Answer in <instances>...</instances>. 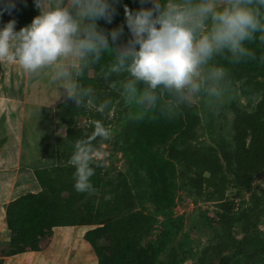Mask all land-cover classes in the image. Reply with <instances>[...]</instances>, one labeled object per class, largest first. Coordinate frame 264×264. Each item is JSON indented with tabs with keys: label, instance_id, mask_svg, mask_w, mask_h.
I'll list each match as a JSON object with an SVG mask.
<instances>
[{
	"label": "clouds",
	"instance_id": "1",
	"mask_svg": "<svg viewBox=\"0 0 264 264\" xmlns=\"http://www.w3.org/2000/svg\"><path fill=\"white\" fill-rule=\"evenodd\" d=\"M119 2L34 0L39 15L30 25L17 31L11 20L0 27V61L18 64L31 74L48 70L50 81L63 89L66 100L105 112L110 101L97 104L96 90L81 80L112 53L114 59L100 68L99 76L135 109L127 114L132 122L157 110L172 118L196 97L205 98L210 108L223 103L231 81L229 72L215 63L217 58L231 65L264 63V54L258 57L246 47L247 43L264 46V0H223L222 5L218 0H139V9L124 6L128 38L123 43L118 42L125 26L107 33L98 27L100 20L112 23ZM0 3L5 5L0 16L6 11L10 15L13 0ZM110 135L96 121L92 132L76 141L70 159L76 192L94 190L92 177L102 166L94 142L107 141Z\"/></svg>",
	"mask_w": 264,
	"mask_h": 264
},
{
	"label": "rangeland",
	"instance_id": "2",
	"mask_svg": "<svg viewBox=\"0 0 264 264\" xmlns=\"http://www.w3.org/2000/svg\"><path fill=\"white\" fill-rule=\"evenodd\" d=\"M32 1V6L26 8L27 11L20 2H14L15 7L11 9V14L9 15L7 11L3 14L5 24L17 17L18 31L30 25L39 15V10L35 7L34 0ZM218 3L222 5L223 0H218ZM124 6H127L129 10L141 7L132 0H120L115 5L116 12L112 23L108 24L100 20L98 27L105 32L118 28L125 20ZM149 6L144 5V7ZM4 7L5 5L0 3V8ZM25 11L27 13H24ZM246 47L255 51L258 57L264 54L259 52L264 46L258 43H247ZM215 63L229 72L230 91L223 103L215 108H210L203 97L191 100L190 105L201 117V126L195 140L186 142L183 138L188 119L181 106L172 118L162 116L157 110L143 119L145 123L160 121L164 124L163 134L166 136L162 139L160 137L153 139L148 149L168 162L166 169L168 195L166 197L156 194L145 167L135 161L134 154L127 146L116 147L108 143L98 150L101 153L100 160L106 163L103 181L99 187H94L93 191L76 196L78 199L74 207L79 211L82 223L92 233L97 252L104 264H167L173 255L179 258L185 252L188 259L180 264H197L201 251L213 241V232L207 224V217L215 216L217 209L214 205L195 197L189 183L190 175L179 161L169 157V150L177 146V149L183 151L188 143L194 146H216L221 127H225L227 118L232 119L228 108L230 103L236 101L242 107L253 111L260 101L261 89L264 87V63H260L259 60L231 65L217 58ZM101 67L100 62L99 65L90 67L87 72L90 77L99 78ZM22 70L18 64L0 61V97L17 95L19 85L22 84L18 81L20 80L18 75H22ZM2 103L0 100V104ZM96 108V106L88 105L89 111H95ZM113 110L120 111L119 117L122 118L110 128L112 139L123 134L124 125L128 119L127 114L135 109L120 100ZM56 121V126L62 127L58 117ZM76 121L81 126L90 123L88 117L82 114L76 117ZM228 130L227 127L226 131ZM61 131L57 130L55 138V142H59L57 164L67 166L70 165L75 143L65 138V128L63 132ZM60 152H64L65 156L61 158ZM52 185L54 191L62 193L63 197L69 196V190L75 191L73 186H66L57 178ZM262 187H264V173L255 181L256 191ZM228 195L235 200L237 213L250 204V194L231 189ZM111 204L114 209L117 206L114 212L107 210ZM260 229L264 232V222ZM120 232L124 234L122 238L124 245H132L130 250H124V247L118 246ZM235 234L238 238H243L240 227L235 230ZM25 247L26 245L17 244L16 250H22Z\"/></svg>",
	"mask_w": 264,
	"mask_h": 264
},
{
	"label": "trees",
	"instance_id": "3",
	"mask_svg": "<svg viewBox=\"0 0 264 264\" xmlns=\"http://www.w3.org/2000/svg\"><path fill=\"white\" fill-rule=\"evenodd\" d=\"M132 1L139 4V0ZM19 2L27 11L33 1L19 0ZM26 11L24 13H27ZM3 17L0 16V27L5 24ZM122 25L125 26L124 35L118 43H123L128 38L125 20L119 27ZM259 52H264V47L263 49L261 47ZM113 59L112 53L105 54L101 61L102 67L107 66ZM122 79L123 77H113V80ZM81 83L96 90L97 104L108 100L111 107L110 110L101 112L98 107L95 111H89L88 106L77 107L74 102L68 100L62 103L56 116L61 122V128H65V138L73 143L83 139L85 133L90 134L96 121H101L110 131L111 126L122 118L119 117L120 111L113 110L115 104L122 100L114 87H109L101 77H90L87 71ZM118 86L117 84L115 87ZM181 107L188 119L183 138L186 142L195 140L201 126V117L190 104ZM228 108L232 119L227 118L225 127H221L216 146H194L188 143L183 151L173 146L169 150V157L179 161L190 175L189 183L195 197L214 205L217 209L215 216L207 217V224L213 232V241L201 251L197 264H264V232L260 229L264 222V187L255 190L256 179L264 173V87L261 89L260 101L253 111L242 107L236 101H232ZM80 114L87 116L90 123L79 125L76 117ZM145 122V120L132 122L126 119L121 136L113 139L110 137L107 141L97 140L94 143L98 150L108 143L116 147L127 146L134 154L135 161L145 167L156 194L166 197L168 162L148 149L153 139L157 137L162 139L166 136L163 134L164 124L160 121ZM144 123L145 128H143ZM227 127L228 131H226ZM60 153L61 158L65 156L64 152ZM100 163L102 166L96 168L92 177L94 187H99L103 181L106 163L101 160ZM73 172L74 168L71 164L67 166L57 164L50 169L38 170L37 178L42 185V191L23 196L10 204L8 218L10 228L14 232L12 244L16 249L17 244L26 245L22 250L36 247L39 236H45L47 230L50 231L54 226H85L79 211L74 207L78 199L76 196L85 193L76 191L74 193L69 190V196L63 197L62 193L54 191L52 187L56 178L66 186H73ZM231 189L251 196L249 206L239 213L235 211V200L228 195ZM115 209L112 208V204L107 208L109 212H114ZM239 227L243 233L241 239L235 234V230ZM120 233L118 246L130 250L132 245H124L122 240L124 234ZM85 238L97 252L96 242L90 231L86 233ZM179 258L173 255L167 264L183 263L188 256L185 252ZM99 264H104L100 256Z\"/></svg>",
	"mask_w": 264,
	"mask_h": 264
},
{
	"label": "crops",
	"instance_id": "4",
	"mask_svg": "<svg viewBox=\"0 0 264 264\" xmlns=\"http://www.w3.org/2000/svg\"><path fill=\"white\" fill-rule=\"evenodd\" d=\"M12 20L17 30V17ZM21 72L17 95L0 97V264H99L83 225L54 226L39 236L36 247L22 251L12 244L9 206L23 196L40 193L37 171L57 165L55 138L63 128L56 126V113L66 101L63 89L50 81L48 70Z\"/></svg>",
	"mask_w": 264,
	"mask_h": 264
}]
</instances>
